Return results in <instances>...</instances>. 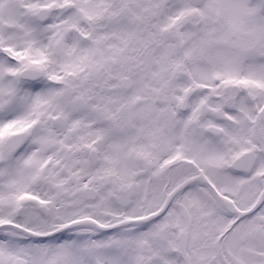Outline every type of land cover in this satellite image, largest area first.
I'll list each match as a JSON object with an SVG mask.
<instances>
[{
    "label": "snow or ice",
    "instance_id": "obj_1",
    "mask_svg": "<svg viewBox=\"0 0 264 264\" xmlns=\"http://www.w3.org/2000/svg\"><path fill=\"white\" fill-rule=\"evenodd\" d=\"M0 264H264V0H0Z\"/></svg>",
    "mask_w": 264,
    "mask_h": 264
}]
</instances>
